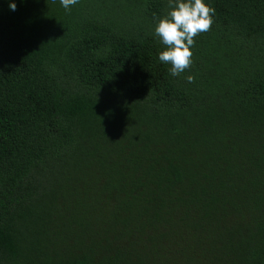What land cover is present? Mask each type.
I'll list each match as a JSON object with an SVG mask.
<instances>
[{
  "label": "trees",
  "instance_id": "trees-1",
  "mask_svg": "<svg viewBox=\"0 0 264 264\" xmlns=\"http://www.w3.org/2000/svg\"><path fill=\"white\" fill-rule=\"evenodd\" d=\"M204 3L174 77L169 0H0V264H264V0Z\"/></svg>",
  "mask_w": 264,
  "mask_h": 264
},
{
  "label": "clouds",
  "instance_id": "clouds-1",
  "mask_svg": "<svg viewBox=\"0 0 264 264\" xmlns=\"http://www.w3.org/2000/svg\"><path fill=\"white\" fill-rule=\"evenodd\" d=\"M78 0H60L65 9L75 5ZM9 8L16 9L15 3ZM169 11L155 25V35L166 46L158 54V59L170 65V74L179 76L192 64V51L195 37L211 29L215 9L206 5L204 0H169ZM189 83L194 77H187Z\"/></svg>",
  "mask_w": 264,
  "mask_h": 264
}]
</instances>
